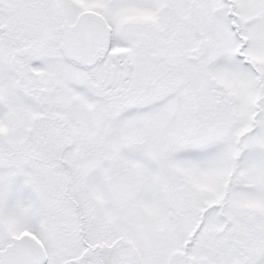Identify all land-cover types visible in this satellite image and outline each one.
Segmentation results:
<instances>
[{"label":"snow or ice","instance_id":"snow-or-ice-1","mask_svg":"<svg viewBox=\"0 0 264 264\" xmlns=\"http://www.w3.org/2000/svg\"><path fill=\"white\" fill-rule=\"evenodd\" d=\"M0 264H264V0H0Z\"/></svg>","mask_w":264,"mask_h":264}]
</instances>
